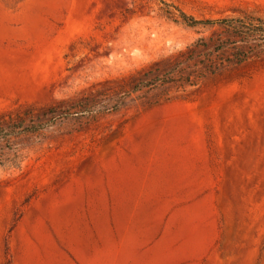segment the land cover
I'll list each match as a JSON object with an SVG mask.
<instances>
[{"label":"rangeland","instance_id":"374dc122","mask_svg":"<svg viewBox=\"0 0 264 264\" xmlns=\"http://www.w3.org/2000/svg\"><path fill=\"white\" fill-rule=\"evenodd\" d=\"M257 20L264 0H0V127H39L0 144V264H264Z\"/></svg>","mask_w":264,"mask_h":264},{"label":"trees","instance_id":"16d2710c","mask_svg":"<svg viewBox=\"0 0 264 264\" xmlns=\"http://www.w3.org/2000/svg\"><path fill=\"white\" fill-rule=\"evenodd\" d=\"M181 18L183 21L187 22L188 24L190 25H195L197 24L198 22L184 16L183 14H181ZM258 22V26L257 28H255V33H259V34H262L264 33V30H261L259 28V26H264V24L260 21V20H257ZM48 113H51V111H49ZM37 129H39L38 125H27V126H21L20 123L16 124V125H13L11 128H8V129H3L0 127V144H8L9 140L11 137L13 136H16L18 134H21V133H25V132H33V131H36Z\"/></svg>","mask_w":264,"mask_h":264}]
</instances>
